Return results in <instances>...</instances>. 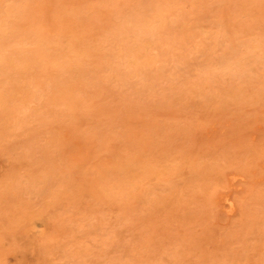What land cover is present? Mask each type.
Returning <instances> with one entry per match:
<instances>
[{
  "label": "rangeland",
  "instance_id": "rangeland-1",
  "mask_svg": "<svg viewBox=\"0 0 264 264\" xmlns=\"http://www.w3.org/2000/svg\"><path fill=\"white\" fill-rule=\"evenodd\" d=\"M0 264H264V0H0Z\"/></svg>",
  "mask_w": 264,
  "mask_h": 264
}]
</instances>
